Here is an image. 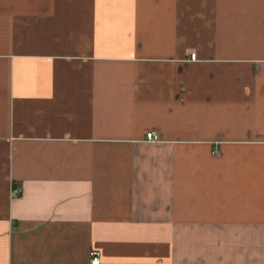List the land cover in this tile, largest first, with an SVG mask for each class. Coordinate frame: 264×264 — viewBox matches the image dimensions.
Listing matches in <instances>:
<instances>
[{
  "label": "crops",
  "instance_id": "obj_1",
  "mask_svg": "<svg viewBox=\"0 0 264 264\" xmlns=\"http://www.w3.org/2000/svg\"><path fill=\"white\" fill-rule=\"evenodd\" d=\"M92 249L264 264V0H0V264Z\"/></svg>",
  "mask_w": 264,
  "mask_h": 264
},
{
  "label": "built area",
  "instance_id": "obj_2",
  "mask_svg": "<svg viewBox=\"0 0 264 264\" xmlns=\"http://www.w3.org/2000/svg\"><path fill=\"white\" fill-rule=\"evenodd\" d=\"M190 58L191 59H196V53L191 52L190 53ZM147 136L149 139H158V134L155 131H148ZM91 261L93 264H98L101 262V251L98 249H92L91 250Z\"/></svg>",
  "mask_w": 264,
  "mask_h": 264
}]
</instances>
